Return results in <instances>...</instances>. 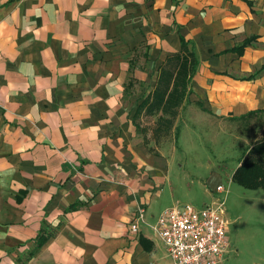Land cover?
Wrapping results in <instances>:
<instances>
[{"label":"crops","instance_id":"obj_1","mask_svg":"<svg viewBox=\"0 0 264 264\" xmlns=\"http://www.w3.org/2000/svg\"><path fill=\"white\" fill-rule=\"evenodd\" d=\"M183 45L167 134L136 114ZM263 67L264 0H0V264H173L151 228L190 196L168 139L187 107L264 121Z\"/></svg>","mask_w":264,"mask_h":264},{"label":"rangeland","instance_id":"obj_2","mask_svg":"<svg viewBox=\"0 0 264 264\" xmlns=\"http://www.w3.org/2000/svg\"><path fill=\"white\" fill-rule=\"evenodd\" d=\"M154 77L152 74L150 83L154 82ZM139 87L141 95H147L149 90H142V82ZM187 109L182 112L176 137L167 138L169 142H175L178 150L181 148L185 152L186 188L190 196H182L183 203L197 209L215 205L220 197L225 196L216 195V186L226 187L229 190L226 218L230 222L228 235L231 246L224 264H264V192L245 189L233 180L243 155L261 138L263 118L257 116L247 122L223 121L190 114ZM142 119V125L147 127L157 117L143 116ZM213 173L219 177L212 179L215 184L212 188L208 178L211 180Z\"/></svg>","mask_w":264,"mask_h":264},{"label":"built area","instance_id":"obj_3","mask_svg":"<svg viewBox=\"0 0 264 264\" xmlns=\"http://www.w3.org/2000/svg\"><path fill=\"white\" fill-rule=\"evenodd\" d=\"M220 197L215 205L197 209L192 205L166 209L157 224L151 228L162 240L173 264H224L231 246L230 222L226 218V198L229 190L223 185L215 189ZM131 226V232L139 233V221Z\"/></svg>","mask_w":264,"mask_h":264},{"label":"trees","instance_id":"obj_4","mask_svg":"<svg viewBox=\"0 0 264 264\" xmlns=\"http://www.w3.org/2000/svg\"><path fill=\"white\" fill-rule=\"evenodd\" d=\"M249 43L250 41L245 42L242 49ZM183 49L187 53V57H184L183 60H180L179 56H174L168 60V66L174 67L173 62H177L178 67L180 66L176 76H174V70L168 68L162 69L157 80L156 90L143 101L138 107L136 114L139 116L145 109L148 115L161 113L157 128L158 130L165 131L167 134L173 126V119L177 116L179 105L183 103L188 93V84L196 73L197 60L194 53L190 52L187 45H183ZM173 80L174 88L169 92L168 87H170ZM163 85L165 89H163ZM233 180L245 189L262 190L264 192V135L262 140L256 142L244 154L239 167L233 175Z\"/></svg>","mask_w":264,"mask_h":264}]
</instances>
